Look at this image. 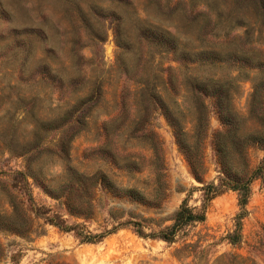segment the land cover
I'll return each mask as SVG.
<instances>
[{"label": "rangeland", "instance_id": "1", "mask_svg": "<svg viewBox=\"0 0 264 264\" xmlns=\"http://www.w3.org/2000/svg\"><path fill=\"white\" fill-rule=\"evenodd\" d=\"M212 2L224 13L253 15L249 3L237 5L236 0H0V216L8 218L0 222V264H264V143L248 139L253 133L264 136V123L249 113L251 87L264 79V66L258 69L235 59L179 60L159 53L164 49L156 43L162 30L175 39L179 51L192 54L213 48L216 39L211 35L220 27L209 29L202 15ZM242 32L240 27L233 30ZM214 85L227 91L238 118V139L224 140L227 165L213 148L214 135L221 130L215 98L209 93ZM95 87L99 89L94 95ZM152 93L176 112L192 143L203 108L199 180L167 120L151 111L148 124L162 148L164 198L143 205L96 193L91 217L69 215L62 199L50 197L39 185L60 184L63 145L78 172L100 169L117 184L151 195L150 151L129 136L141 115V97ZM91 96L96 99L81 107L87 114L83 131L66 142L74 116L71 108L78 98ZM123 98L128 102L124 112ZM103 128L114 131L104 152H92L104 141ZM123 153L143 157L142 169L127 175L110 163ZM244 183L246 191H239L237 186ZM205 186L217 190L207 203L205 220L172 244L139 237L128 228L105 233L97 241L75 235L112 230L115 223L108 209L124 218L127 213L139 216L157 230L171 224L183 200L200 209ZM45 218L70 228L80 226L63 230Z\"/></svg>", "mask_w": 264, "mask_h": 264}, {"label": "trees", "instance_id": "2", "mask_svg": "<svg viewBox=\"0 0 264 264\" xmlns=\"http://www.w3.org/2000/svg\"><path fill=\"white\" fill-rule=\"evenodd\" d=\"M243 3L250 4V8L253 11L252 16L248 18L243 16L239 17L234 11L224 13L216 2L206 4L207 10L202 13L206 21L205 25L210 27L209 29L220 27V32L211 35L216 39V43H213V48L210 50H201L200 52H194L192 54L183 50L179 51L175 39L168 33L160 30L156 35V43L164 50L159 53H170L173 57L179 60H192L197 62L204 61L211 63L214 61L222 62L235 59L242 61L249 66L260 69L264 66V0H236L237 5H243ZM236 27L243 28V32L241 34H233V30ZM255 32L258 34L257 37H255ZM209 34L210 30L206 36H210ZM142 41L143 40H140L139 44H141ZM215 46L217 49L214 48ZM251 88L252 92L250 94L249 113L257 120L264 123V79L255 80ZM98 89L99 87H95L92 93L94 95L97 94ZM209 89L210 96L215 98L218 116L221 122V130L217 131L214 135L213 148L215 149L216 155L221 164L227 165L224 161L227 153V147L224 140L229 137L237 138L238 118L231 109L230 102H228L229 94L227 91L222 90L216 85ZM224 98L227 99L226 102L222 100ZM95 99L96 98L93 96L88 99H77L74 106L71 108L74 116L70 121L72 127L70 129V134L65 136L66 142L70 141L76 134L83 131L86 124L87 114L81 107L84 102L93 101ZM121 107L123 112L128 109L126 98H123ZM151 111H158L167 120L173 130L179 150L189 164L193 175L199 180V169H202L199 156V140L206 128L205 112L203 108L199 110L196 118L194 132L193 135H191L193 138H196V142L192 143L189 141L187 134L183 130L181 120L176 112L170 110L168 105L156 93H152L141 97V108L138 113L141 112L142 116L140 115L139 118L137 117L138 120L136 119L134 128L131 132L132 134L129 136L142 141L143 145L150 151V158L147 162L153 175V190L150 196L144 195V193L136 188L117 184L100 169L91 174L78 172L69 164L67 146L65 145L61 148L62 157H64L63 159L65 161L63 166L64 177L56 188L50 187L49 184H39L42 190L55 200L62 199V205L65 207L66 212H68L69 215L82 217L84 219L93 215L95 209L93 199L96 193L110 194L113 197L124 198L128 202H136L143 205L157 204L159 200H162L165 196L166 183L161 143L157 134L148 124V115ZM111 120H115V118H112ZM122 129H124V126H121V130L119 131L122 132ZM113 131V129L110 130L108 128H103L104 141L91 151L94 152L97 150L98 153L104 152L101 149L106 146V143L108 144L109 135L112 134ZM248 139L256 141V143H264L262 142L264 141V136H261L258 133L249 135ZM118 156L119 160H111L110 163H112L118 170L125 172L127 175L131 172H138L143 167L144 159L141 156L131 153H123L122 155L118 154ZM258 173H260V168L255 172V174ZM31 178L37 181L41 179L36 174H31ZM246 185V183L238 185V190H241L242 192L246 191ZM202 191L200 209L195 210L188 207L186 200H183L177 211L174 213L171 224L160 227L157 230L151 228L150 223L139 216H132V214L127 213L124 218V216H120L121 212L118 213L108 209L106 210V214L113 223H115V225L112 226V230L105 231L102 234H91L88 232L84 234L75 231V235L85 242L97 241L102 238L105 233H110L119 228H128L139 237L162 240L168 244H172L175 242L176 238L186 232L189 227L205 220L207 203L216 196L217 190L213 186H205ZM36 215H38V213H36ZM6 219L8 220V218L0 216V222L6 221ZM45 219L49 223H53L56 227L63 230H74L80 226L77 224L70 228L65 224L60 225L53 222L50 218ZM11 229L18 230L19 228L13 226ZM145 229H148L149 231L146 232ZM1 252L2 248L0 246V255Z\"/></svg>", "mask_w": 264, "mask_h": 264}]
</instances>
